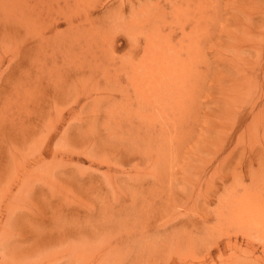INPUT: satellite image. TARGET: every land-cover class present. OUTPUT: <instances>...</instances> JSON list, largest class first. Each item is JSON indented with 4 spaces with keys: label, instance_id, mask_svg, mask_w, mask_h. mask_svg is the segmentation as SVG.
<instances>
[{
    "label": "rangeland",
    "instance_id": "1",
    "mask_svg": "<svg viewBox=\"0 0 264 264\" xmlns=\"http://www.w3.org/2000/svg\"><path fill=\"white\" fill-rule=\"evenodd\" d=\"M67 1L75 7L74 0ZM67 1L0 0V244L5 237L3 229L6 226L12 228L9 231L11 236L7 238L11 244L10 260L4 262L0 254V264L92 262L94 254H99L97 249L73 251L66 247L69 245L65 244V230L80 229L74 226L78 222L84 224L87 219L83 216L86 206L100 205H106L103 209L106 214L112 207L109 213L111 216L115 214L112 224L117 225L118 230L120 220V226L127 223L129 227L137 228V235L132 234L129 242L117 245L119 238L112 243L111 253L99 257V260L103 257L107 259L105 264H237V259L246 264H264L258 238L253 237L252 242L246 238L249 233L258 230L239 217L237 220L229 218L230 209L240 198L247 199L251 206L259 208L254 209L259 212L263 210L264 213V74L258 71L257 76L260 74V77L253 79L260 84L249 81L251 84L253 82L252 87L246 82V87L238 88L230 77L235 69L232 71L231 62H228L233 56H239L240 50L256 47L255 43L253 45L228 35L229 30L235 28L238 8L253 7L251 11L246 7L245 10L255 12L259 9L257 7L263 6L262 0H212L209 35L201 46L204 56L201 54L193 61H196L198 69L192 68L190 74L192 82L195 81L194 87L187 90L189 96L178 110L173 105L167 108L168 120L162 121L163 125L160 123L161 117L155 118L151 122V129L144 128L145 123L142 124L148 112L143 113L142 120L135 117L133 109L137 105L134 96L127 99L131 102H127L129 105L122 100V96L134 95L130 85L133 73L127 75L125 68L142 56L128 57V45L118 52V57H123V61L121 58L114 63L109 60L95 63L100 71L107 68L112 75H121L120 83L108 82L111 80H105L100 73L97 83V77L78 78L80 81L86 78L88 82L86 79L85 82L81 81L84 84L94 79L90 82L96 85L91 83L92 88L89 83V90L85 88L87 85L83 89L80 87L84 86L82 83L77 84L76 68L79 69L80 65L75 64L77 60L65 57V43L79 29L77 22L73 28H69L68 19L75 18L77 11L83 13V10L80 5L77 11L66 8ZM117 1L113 0L115 3L110 11L102 13L101 7L106 0H83L86 5L94 3L91 7H95L92 18L98 20L105 19L108 13H118L120 3ZM254 1L257 2L255 5ZM155 2L150 0L146 8L153 7ZM161 3L165 4V0ZM252 5L259 6L255 10ZM124 16L130 19L128 10ZM96 27L101 28V22ZM68 29L71 32L65 34ZM256 40L260 41V38ZM238 56L233 63L239 64ZM252 57L257 58L254 50ZM255 65L250 69L259 68L258 62ZM120 88L125 93L121 97L118 93ZM82 89L84 92L94 89L104 93L113 92L116 96L99 107L97 111L101 112L85 113L86 110L80 111L79 105L71 108L72 104H69L74 103L70 102L75 99L73 92L84 93ZM120 102L125 103L123 108L119 107ZM257 104L258 107L252 110V106ZM107 108H111V114ZM61 110L63 117L59 115ZM92 116L95 121L91 122ZM72 122L73 130L68 135L67 126ZM84 122L87 130L89 126H94L92 132L91 127L88 131L81 127ZM47 124L58 127L49 142V146L55 147V150L51 156L46 151L37 154L35 152L40 148L37 145L35 156L29 157L27 167L16 180L10 181L14 177L15 166L30 154L32 143L35 144L47 134ZM161 125L165 128V138L160 135ZM75 127L87 132L86 136L92 137L88 132L94 136L101 134L99 142L102 136H106L108 139L104 140L107 142H103L109 144L108 148L104 146V150L110 148L112 153L108 154L109 150H105V154L102 151L101 155H98L100 152L98 156L90 155L95 161L88 157L87 152L78 149L82 148L78 146L82 139H77L79 132ZM110 132L113 135L109 137ZM65 136H71L72 143L79 141L71 146L65 143L62 147L65 139L60 137ZM76 164L86 173L77 171L76 176L63 173L52 186L42 183L43 180L56 178L62 169L75 168ZM92 173L97 174V179L87 181ZM9 181L14 184H9ZM13 210L15 215H12ZM72 212L73 215L70 214ZM99 220L91 225L99 223ZM168 220L171 222H168L169 226L155 231L162 221ZM144 226L148 233L140 236ZM13 228H17V231ZM38 230L47 232V239L51 240L48 246L35 247ZM247 240L251 242L248 247ZM95 241V245H98L101 240ZM215 242L221 246V251ZM245 251H249L251 259H246Z\"/></svg>",
    "mask_w": 264,
    "mask_h": 264
},
{
    "label": "bare ground",
    "instance_id": "2",
    "mask_svg": "<svg viewBox=\"0 0 264 264\" xmlns=\"http://www.w3.org/2000/svg\"><path fill=\"white\" fill-rule=\"evenodd\" d=\"M65 1H67V0H65ZM74 1H75V4H74L75 7L74 8L72 6H70L68 1L66 2L67 4H65L66 8L68 7V9H76V11H77V7H78V5H80V6H82L81 10H83L82 11L83 13H80L77 11L78 16H76L75 18L73 17L71 19H68L69 28H70V26L73 28L75 26L74 23L77 22L78 23L77 28H79V29H78V32L75 33L76 35H73V37H70L69 41H67L65 43V57H69V58L71 57V58L77 60V62L75 64H77V66L80 65L79 69H77L78 67L77 68L75 67L77 70L76 72L78 73L77 79L81 78V77H86L88 79L97 77V79H95V82H96V80L98 82L99 81L98 79H100V78H98V76H100L99 74L101 73L105 80H111L108 82L112 83L114 81L115 83H118L120 81L121 75L120 76H118L117 74L112 75L113 73L111 74V70L107 69V68L104 69V67H103L104 71L103 70L100 71V67L98 66V64L95 66V63H97L98 61H108V60H109V62L114 63V61L116 59H121V58H122L121 60L123 61V59H124L123 57H118V54H119L118 52H120V50L124 46L128 45L129 46V53H127L128 57H130L132 59V58H135L134 56H136L138 54H142V56L140 57L139 61H137L136 63L133 62V63H131L130 67L125 68V69H127V71H126L127 75H129V72L133 73V77L130 81V85H131V89H132L134 95L122 96L125 93L122 91L123 89L121 90V88H120L118 90V93L120 94L119 97L122 96L123 97L122 100H125L127 103V102H129V101H127V99H129V96L130 97L134 96L133 100L136 102L137 107H135L133 109V111H134V114L136 115L135 117L138 118V120L142 118L143 113H145V112L149 113V114H147V116H145L146 120L144 122H142V124L145 123L143 125L144 128L151 129V127H150L151 122H153L155 120V118L161 117L160 123H162V121H164V120H168V112H166L167 108H169L170 106L173 105V106H175L174 109L178 110V108L184 103L185 98H187V96H189V94H187V92H188L187 90H189V88L191 89L194 87L195 81H194V83L192 82V76L190 74H191V72H193L192 68L198 69V66H195V65H197L196 61H195V63L193 61L196 58H198L199 55L202 54L201 46L204 45V42L209 35V26H210V22H211L210 17H211V9L213 6V3H212L213 1L212 0H165V4L161 5L162 4L161 2L164 0H156L155 5L152 4V5H154L153 6L154 8L153 7L146 8L147 5L149 4L150 0H119V1H117L118 3H120L119 7H118L119 12L113 13V14L108 13L107 16H105V19L100 18L99 20L92 18V16L95 14V11L93 10L95 7L93 9L91 8L92 6H94V3L93 4L91 3L90 5H86L83 2V0H74ZM84 1L86 2V0H84ZM88 1L93 2V0H88ZM249 1L250 0H248V2ZM261 2H263L262 3L263 6H259V5L254 6L257 2H255L254 5H252V6H254L255 10H256L255 7L259 6V7H257V9L258 8L259 9L256 10L255 12H253V11L249 12L248 10H245V7L247 8V6H245V7L242 6V7L238 8V11H239L238 15L239 16L237 17V20L234 23L235 28L233 30H229L230 34L228 36L239 37L241 40L246 41V42L249 41L253 45L255 43L256 47L259 48V50H257L256 47L252 46L248 50H240L239 56L237 54L228 60L229 63L231 62L232 71L235 69L234 70L235 72L234 71H233V73L231 72L232 74L230 77H232L233 80L238 81V83H236L234 81V84H233L234 86L237 84L238 88H240L241 86L246 87L247 85H250L252 87L254 84L252 82V84H253L252 85L251 82H249V81L257 82L256 80H253V79L260 77L259 76L260 74H262V75L264 74V0H262ZM261 2L258 1V3H261ZM83 3H84V5H82ZM113 3H115V2H113V0H106V3L102 7L100 6L103 9L102 13H106L107 10L110 11L111 7L113 6ZM248 5L251 6L249 3H248ZM145 9H147V11ZM247 9H249V7ZM251 9L253 10V7H251L249 10L251 11ZM127 10L131 16L130 19H128L124 16V14L127 12ZM243 17H246V18L244 19ZM98 22H99V24L101 22V26H102L101 28L96 27V24ZM67 32H71V31L68 29L67 31H65V34ZM256 34H257V36H256ZM122 36H124V37H122ZM256 38H260V41H258V40L255 41ZM253 50H254L257 58L252 57ZM203 56L204 55L202 54V57ZM237 56H238V63L239 64L233 63V60ZM257 62H258L259 68L257 67V68H254L251 70L250 66L256 67L257 65H255V63H257ZM92 63H94V65H91ZM73 69L74 68H72V71H73ZM72 71H71V73H72ZM258 71H260V74L257 76ZM115 73H117V72H115ZM255 75H256V77H255ZM85 79H82V80H84V82H85ZM91 80L93 81L94 79H91ZM262 80H263V77H262ZM81 81L79 80L77 84L79 85V83L80 84L82 83V85H84V86L80 85V87H82V88L87 85V87H85V88L86 89L88 88V90H89V87H88L89 83H90V85H91V83H94V82L89 81L88 84L87 83L84 84ZM86 81H87V79H86ZM263 82H264V80H263ZM260 83L261 82H259V84ZM77 84L75 86H77ZM94 85H96V84L94 83ZM77 87L79 88V86H77ZM91 87L93 88L92 85H91ZM88 90L87 91L85 90V92L83 90L84 93H78V94H75L73 92V95H75V99L70 101V102H74V103H69V104H72L71 108H73V106L79 105L80 111L86 110L85 113L86 112H92L93 113V112L99 110V107L104 102H110L111 99L116 96L113 92L104 93L102 91L99 92L95 89L88 92ZM127 91H128V89L126 90V94H128ZM64 96H65V94H64ZM70 96H71V94L67 95L66 99L68 100ZM130 100H132V99L130 98ZM64 102H65V99H64ZM124 104L120 102L119 107L123 108ZM129 104H131V102H129ZM126 106L127 105H125V107ZM254 107H258V104L256 106L253 105L252 110L254 109ZM69 108L70 107H68L67 109H69ZM107 110H108V108H107ZM110 111H111V108H109L108 113ZM126 111L128 112V110H126ZM62 112L63 111L61 110V112L59 114L60 117H63ZM98 112H101V111H97V113ZM109 114H111V113H109ZM128 115H129V112H128ZM237 117H238V115H237ZM79 118H81V117H79ZM79 118H77V119H79ZM88 119H90V118L88 117ZM109 119H110V117H109ZM92 120L95 121L94 116L91 117L90 121L92 122ZM176 121H178V120H176ZM167 122H165V123H167ZM90 123H89V125H90ZM163 124L164 123H162V125ZM47 125H48V126H46V128L48 127L47 128V134H45L43 136V138H40L39 141H35V144L32 143L33 146L31 145L32 150H30V154L27 155L28 157H25L26 156L25 155L24 160L21 163H19L20 162L19 161L18 162L19 164L17 166H15L14 171H13L14 177L13 178L11 177L10 181L12 179L16 180V178L19 177L21 171L27 167V165L29 163V157L35 156L34 152L36 151L37 145H40V148H38L37 152H35L37 154L46 151L51 156L52 151L55 150V147L51 148L49 146V142L52 139V136L54 135V133L56 132V129L58 127L56 125H53V127L52 126L50 127L49 124H47ZM162 125H161V134L160 135L162 136V138H165V135H166V133L164 131L165 128ZM72 127H73V122H72V124L68 123V126H67V130H69L68 135H71V131L73 130ZM81 127L85 131L87 130L86 128H84V127H86L85 122L83 125H81ZM90 127H91V132H92V127H94V126L93 125L89 126L88 130L90 129ZM75 128H77V127H75ZM79 128L80 127H78L76 129L79 132V134L76 132L78 134V135L76 134L77 135L76 137L79 136V138H77V139H80V138L82 139L81 140L82 142H80L78 144V146L82 147V148H78V149H81V150H84L85 152H87L86 155L88 157H90V155H95V154L97 155L99 152H100V154H98V155H101L102 151H103L102 153L105 154V150L110 149L109 148V149L104 150V148H105L104 146L107 145L106 148H108V144H109V143L106 145L104 144L105 140L108 139L106 136L105 137L102 136V139L99 142L98 139H99L101 134L100 135L98 134V136H94L95 134L93 135L92 133L88 132L89 133L88 135L91 134L92 137L94 136L92 138L90 136H86L87 132H81V129H79ZM152 129H153V126H152ZM63 131H65V130H63ZM95 131H96V128H95ZM95 131L93 133H96ZM111 132L108 133L109 137L111 135H113V134H111ZM151 132L154 133V131H151ZM73 133H74V131H73ZM102 135H104V134H102ZM160 135H159V139H160ZM70 137L69 136L68 137L67 136L60 137V138L65 139L64 140L65 142L62 140L64 142V145H63V143H62L63 146L61 145L62 147L65 146V143L67 144V146H71L74 142L79 141V140L74 141V139H73L74 142L72 143V142H70L71 141ZM46 140H47V143H45ZM103 140H104V142H103ZM112 144H113V141H112ZM74 145H75V143H74ZM74 147L76 148V146H74ZM126 147H128V146L126 145ZM113 150H115V149H113ZM116 150H118V149H116ZM120 150L121 149H119V151ZM109 151H108V154L112 153L111 151L110 152ZM119 151L116 153H119ZM11 158H12V155H11ZM90 158H92L94 160L93 157H90ZM95 158H96V156H95ZM80 167H78V165L76 164L75 168L71 167L72 169H70V170H68L70 167L66 168L65 170L62 169L60 171V173L56 176V178H53L51 180L50 179L43 180L42 183L44 185L52 186L54 184V181H57V178L62 176L63 173H64V175H71V176L75 175L76 176L77 171H79L81 174H85L86 173L85 170L81 169ZM96 175H94V173L90 174L91 178H89L87 181L92 182V181L96 180L97 179ZM10 181H9V184L13 185L14 182L13 181L10 182ZM242 199L240 198L239 200H237V204L232 206V208L230 209L229 218H233V219L237 220L236 218L239 217V218H241V220H243L247 224L251 225L254 229L258 230L257 232L249 233L248 237H246V238L247 239L249 238V240H251V242H252V238L257 237L258 238L257 240L259 241L260 248L262 249L263 254H264V213L262 212L263 210L261 212H259L260 210L259 211L256 210L259 208H256V206L254 207L253 205L251 206L252 203L250 204V201H248L247 199L246 200L245 199L242 200ZM248 199H250V198H248ZM104 207H106V205L105 206L100 205L99 207L86 206L87 209H86V212L83 214V216H84V218H87V219L84 221V224H82L81 222H78L74 226V227H80L81 230L80 229L74 230V228H72V229L70 228L69 230H65V244L69 245L66 247L72 248L73 251L75 249L78 250V249H82V248L83 249H95V250L97 249V251L99 253V254H97V253L94 254L92 262H90V263L83 262L81 264H105L107 262V259H103L104 258L103 257L102 259L99 260V257H101V256L106 257L108 255L107 254L108 252H110V253L112 252L110 249L112 246V243L116 242V240L118 241V239L121 238L119 240L120 242H118L117 245H122L124 243L129 242V240H131L132 234L137 235V232H135V230L137 228L135 226L129 227V225L127 223H126V225H125V223H123L124 225L120 226V222H121L120 219H119L120 222H119V230H118L117 229L118 226L116 225V227H117L116 228L115 225L112 224V222H113L112 219L114 218L115 214L111 216V214L109 213V212H112V207L108 210V214L105 213L106 210L103 211ZM254 208H256V209H254ZM70 214L73 215V212ZM12 215H15L14 210H13ZM74 215H77V214L74 213ZM99 218H100L99 223L91 225L95 220H97ZM124 220H126V219H124ZM170 221H171V219H170ZM168 222H169V220L166 222L162 221L160 223V225L155 227L156 228L155 231H159L161 228L169 226V223H171V222H169V223ZM32 223L35 224V222H32ZM183 223H184V221H183ZM36 225L38 226V224H36ZM82 226H85V227H82ZM193 226H195V225H193ZM115 228H116V230H115ZM173 228H175V227H173ZM13 229L17 231V228H13ZM141 229L142 230H140L141 232L139 233L140 236L143 235V233H148L147 232L148 230L145 226L142 227ZM10 230H12L11 226L9 228L6 226L3 229V232H4L3 235L5 237L2 241V243L0 244V254H1V257H4L3 258L4 262H8L10 260V254L9 253L11 251V244H10V241L7 239L11 236V234L9 233ZM184 230H186V229H184ZM35 231H36V229H34V232ZM38 231L36 232L37 233L36 234L37 235L36 236L37 241L34 244L35 247L37 248V246H40V247L48 246V243H50L51 240L47 239V236L45 234L46 231H41V230H38ZM170 233L171 232H169V234ZM105 234H106V236L102 237V235H105ZM173 234H175V233L173 232ZM178 235H175V236L177 237ZM81 236H85V238H80ZM227 236H228V234H227ZM169 237H171V236L169 235ZM176 237H173V238H176ZM99 239L101 240L100 243L98 245L97 244L95 245V243H96L95 240H99ZM185 240H187V238ZM249 240H247L246 247H248L249 246L248 244L251 243V242H248ZM211 241H213V240H211ZM173 244H174V242H173ZM216 244H217V246H216L217 249L219 251H221L220 250L221 246L218 243H216ZM226 244H230V243H226ZM162 245H164V243ZM209 245H210V243H209ZM170 246H168V248H170ZM176 246L179 247V245H176ZM191 246L192 245L190 244V247ZM211 246H209V247H211ZM165 247H167V246H165ZM176 248L174 251H176ZM179 248H177V250ZM193 248H194V246H193ZM197 248H199V246ZM114 249H116V247ZM172 249H174V247ZM164 250H166V248ZM179 250H181V249H179ZM183 250H184V248H183ZM189 251H190V249H189ZM253 251H251V252H253ZM248 252L249 251H245L246 259H249V258L251 259L252 256L251 255L248 256V254H250ZM164 253H165V251H164ZM167 253H168V251H167ZM169 253H170V249H169ZM172 254H175V253H172ZM181 254H182V252H181ZM222 254H223V252H222ZM253 254H254V252H253ZM184 255H185V251H184ZM168 256L169 255H167V257ZM202 256H203V254H202ZM263 257H264V255H263ZM253 258H254V256H253ZM178 259H180V257ZM163 261H165V260L163 259ZM236 263L237 264H246L242 261H239L238 259H237ZM74 264H77L76 260H75Z\"/></svg>",
    "mask_w": 264,
    "mask_h": 264
}]
</instances>
